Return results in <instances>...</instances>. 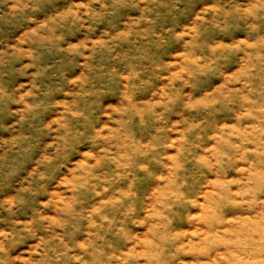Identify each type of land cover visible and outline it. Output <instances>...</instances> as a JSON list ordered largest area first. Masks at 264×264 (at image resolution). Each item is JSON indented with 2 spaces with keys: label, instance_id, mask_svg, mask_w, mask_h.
I'll list each match as a JSON object with an SVG mask.
<instances>
[{
  "label": "rangeland",
  "instance_id": "374dc122",
  "mask_svg": "<svg viewBox=\"0 0 264 264\" xmlns=\"http://www.w3.org/2000/svg\"><path fill=\"white\" fill-rule=\"evenodd\" d=\"M207 263L264 264V0H0V264Z\"/></svg>",
  "mask_w": 264,
  "mask_h": 264
},
{
  "label": "bare ground",
  "instance_id": "6f19581e",
  "mask_svg": "<svg viewBox=\"0 0 264 264\" xmlns=\"http://www.w3.org/2000/svg\"><path fill=\"white\" fill-rule=\"evenodd\" d=\"M130 185H132V184H130ZM206 194H207V193H206ZM206 194H205V195H206ZM84 246H85V245H84ZM78 248H79V247H78ZM83 248H85V247H83ZM211 260H212V259H211ZM207 264H208V263H207Z\"/></svg>",
  "mask_w": 264,
  "mask_h": 264
}]
</instances>
